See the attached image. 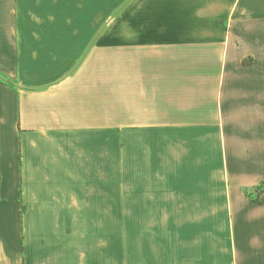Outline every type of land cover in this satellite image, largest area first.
I'll use <instances>...</instances> for the list:
<instances>
[{
  "label": "crops",
  "instance_id": "crops-1",
  "mask_svg": "<svg viewBox=\"0 0 264 264\" xmlns=\"http://www.w3.org/2000/svg\"><path fill=\"white\" fill-rule=\"evenodd\" d=\"M257 173L264 0H0V264H264Z\"/></svg>",
  "mask_w": 264,
  "mask_h": 264
},
{
  "label": "rangeland",
  "instance_id": "rangeland-1",
  "mask_svg": "<svg viewBox=\"0 0 264 264\" xmlns=\"http://www.w3.org/2000/svg\"><path fill=\"white\" fill-rule=\"evenodd\" d=\"M194 127L195 126H193V125L186 127L187 128L186 129V132H187L186 154L182 155L181 157L172 156L169 158V160L167 158V160H165V163L166 164L170 163L171 165L182 164V165H186L188 168H191V167L197 166V165H204V166H209L208 167L209 169L212 168L213 166H216V165L225 164V157L222 158V157H215V156H197V155H195V153L197 152L196 150H198V149H195V141L193 139L194 134H195ZM159 142L162 143L161 141H159ZM209 145H211L210 148H213L212 141H209ZM171 148H172L171 149L172 152H174L173 146ZM208 152H211V151H208ZM158 157H161V151L158 154H156L155 158H156V163L162 164L163 163V159H162L163 157L162 158H158ZM159 159H160V161H159ZM161 159H162V161H161ZM233 163L237 164L238 161L234 160ZM201 175H203L204 177L205 176L210 177V179H211V176H218V174H216V173H203ZM235 175H240V174H235ZM252 175L254 176L255 174H252ZM190 176H195V174L188 172L187 177H190ZM257 176H258V182H257L258 184L256 183V185H255V184L250 183V185L247 186L248 188L244 189V195H246L247 197H249L251 199H256L264 191V174L257 173ZM213 179H215V177ZM222 180L225 183L227 181H229L227 178V174H222Z\"/></svg>",
  "mask_w": 264,
  "mask_h": 264
}]
</instances>
